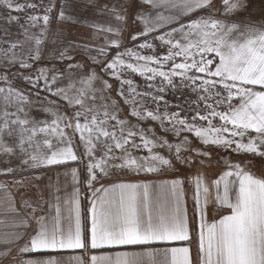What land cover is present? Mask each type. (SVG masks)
Instances as JSON below:
<instances>
[{
	"label": "snow or ice",
	"instance_id": "obj_1",
	"mask_svg": "<svg viewBox=\"0 0 264 264\" xmlns=\"http://www.w3.org/2000/svg\"><path fill=\"white\" fill-rule=\"evenodd\" d=\"M150 5L153 10L160 8L175 9L176 15L162 16L156 12H133L135 23L137 20L144 24V29L138 35L133 34L131 40L135 42L139 37H145L144 43L134 48H125L117 51L116 55L108 58V47L119 48L117 40L109 41L104 47L91 56L92 63L100 68V72L90 71L81 74L79 79H73L71 73L67 75V87L59 86V78L65 75L55 68L38 69V74L24 75L23 79L39 94V82L44 81L45 91L66 101V109H71L69 115L61 110L56 101H49V106L43 111L52 117L48 120H35L30 117L29 109L31 99L18 88L11 86L7 76H0L7 88L0 87V152L12 154L15 148L27 156L23 164L32 169L44 166L77 161L86 157L85 165L88 173L86 184L92 188L93 182L102 177L109 176V169H131L133 171L158 172L162 169L174 168L173 160L180 164H192L199 158L209 157V148L215 146L236 154H246L264 159V31L250 30L251 38L243 43L232 39V34L238 30V25L205 18L189 19L187 23L180 21L198 11L203 12L212 7V0H124L120 8H113L115 18L121 22L126 20L125 14L133 5ZM225 12L231 14L238 8H243L241 0H222ZM36 4H20L17 0H0V9L23 12L28 8L35 9ZM51 8H46L40 15H28L27 27L21 25L24 40L10 43L7 49H0L3 58L11 68L19 63L21 69H31L33 62L39 61L42 56L41 45L50 22ZM11 23H19V17L7 14ZM58 19H69L63 10ZM42 21V25L41 22ZM157 22L177 23L179 27L172 28L165 36H155L170 48L165 56L141 55L136 49H153L155 45L148 43L146 37L156 29ZM40 27L39 34L33 33L32 28ZM106 32L119 34L121 29L106 28ZM174 33H179L180 40H173ZM244 33H240L243 37ZM194 37V39H193ZM29 41H34L35 47H29L25 58H20L15 51L18 47L23 49ZM184 41L185 43H182ZM72 45H70L71 47ZM86 47V46H85ZM134 57L137 63H126L124 57ZM103 57V59H100ZM174 57H182L181 62H175ZM197 57H199L197 59ZM55 58L61 61H71L73 56L65 49L57 51ZM218 58V63L216 59ZM143 61L144 63H139ZM171 62V63H169ZM155 64L156 67L149 65ZM68 69L83 68V64L67 65ZM131 70L146 77L148 83L144 92H138L133 87L132 79H120L116 69ZM167 68V70H165ZM103 73V75H101ZM104 75H111L120 80L122 87L118 95L123 97V103L130 107L129 115L136 118L137 123L121 115V106L118 101L111 100L106 93L112 85L104 79ZM176 78H179L177 82ZM97 84L99 86H97ZM221 86L223 91L217 89ZM258 87L259 90H256ZM185 89L196 94V100L184 99ZM176 98L177 103H170L166 94ZM180 96L177 97L176 93ZM139 98V99H137ZM150 99L154 108L145 105ZM212 100L213 103H208ZM238 103L234 104L233 101ZM105 101H109L105 103ZM203 103L207 111H199ZM187 105V108L185 107ZM193 105H196L193 108ZM226 106L223 111L218 110ZM15 111H9V108ZM175 108L177 111H170ZM212 118H218L222 123L213 124ZM151 120L159 122L165 135H157L152 127H139L140 122ZM200 122H207V126ZM229 125L231 127H229ZM66 128L79 133L83 153L78 156L73 149L71 138H67ZM168 133L181 138L177 143L167 139ZM186 133L194 134L200 143L206 147L193 148L191 140ZM42 134V135H40ZM226 134V135H225ZM15 137L14 143L9 146L4 137ZM52 137L65 147L53 149ZM139 138L140 143L136 140ZM46 145L49 151H42ZM154 149H166V158ZM117 150L120 154L117 155ZM131 150H147L145 157H134ZM183 153H189L184 155ZM99 154V159H97ZM227 171L218 179L206 184L202 175L194 180L192 193L194 216H199L198 247L196 264H264V178H258L248 169L249 163L241 160L224 161ZM98 170V171H97ZM7 171H12L8 169ZM77 169H72L73 180L76 181ZM231 178V179H230ZM182 179L164 181L159 188L148 183H119L110 188L95 189L103 191L104 195L93 201L91 209V227L87 239L82 237L78 193L79 189L63 202L75 211V229L71 226L66 229L59 226V222L49 228L44 217L36 216V209H32V218L38 226L34 234L28 236L25 232L13 233L6 236L3 241L4 250L0 251V264L11 255V250L21 240H27L19 247V253H30L40 250H87L90 246L95 250L104 246H147L153 242H191L192 230L184 207V185ZM222 186V190H221ZM212 188L215 194H212ZM59 191V188L56 189ZM60 201V197H56ZM212 201L220 208H227L230 213L222 215L208 223L206 216L208 204ZM27 207H31L26 203ZM60 209L57 207V216ZM25 228L28 227L24 219L20 221ZM152 252L122 253V259L117 264H140L139 257H151ZM167 255V253H165ZM171 264H193L191 249L189 247L171 248ZM91 261H110L109 257L92 256ZM9 264H56L49 260L39 262L33 260H20L12 257ZM167 264V261L164 262Z\"/></svg>",
	"mask_w": 264,
	"mask_h": 264
},
{
	"label": "rangeland",
	"instance_id": "obj_2",
	"mask_svg": "<svg viewBox=\"0 0 264 264\" xmlns=\"http://www.w3.org/2000/svg\"><path fill=\"white\" fill-rule=\"evenodd\" d=\"M20 4H36L35 9L28 8L23 12H16L14 10H4L0 9V49H7L10 43L17 40L23 41V29L21 25L27 27V17L28 15H40L42 16L45 13L46 8H51V12L48 13L51 17L49 25L47 26V32L44 36V43L40 46L42 49V56L39 61L33 62L28 60V63L32 65L31 69H21L19 63L17 62L15 66L9 67L7 61L3 58V53L0 52V76H7L8 81L11 86L18 88L23 91L26 96H28L33 102L29 109L30 117L35 120H48L50 121L52 117L49 113L43 111L44 107L49 106V101H56L61 110L66 111L69 115L71 114V109H66V101L59 100L58 97L53 96L51 93L45 91L44 81L40 80L39 82V94L37 95V89L33 88L27 81L23 79L24 75H33L35 77L38 74V69H52L55 68L58 72H64L65 75L59 78V86L67 87L69 80L67 75L71 73L73 79H79L81 74L89 73L90 71L100 72V68L92 63L91 56L97 54V50L100 47H104L109 41L117 40L119 42V48L115 46L108 47V58L116 55V52L123 51L125 48H134L135 45L144 43L145 37H139L135 42L131 40L133 34H139L144 29V24L137 20L133 23L134 16L133 12H143L144 14L151 13V17H155L156 12H159L162 16L176 15L177 12L175 9L160 8L153 10L150 5H133L132 8L128 10V13L125 14L122 10L120 15H126V20L121 22L115 18V13L112 9L115 7L120 8V5L124 3V0H17ZM244 7L238 8L236 11L228 14L225 12V9L222 4V0H212V7L206 11H198L194 15H190L180 21V23H187L189 19L199 18L204 16L207 18L211 16L213 19L223 22L225 25H230L235 23L238 25V30L232 34V39H238L239 43H243L245 39L251 38L253 32L250 30H260L264 31V0H241ZM63 10L65 16L69 19L60 20L58 19L60 11ZM16 15L19 17V23L16 21L9 22L7 19V14ZM42 25V21L40 22ZM179 27L177 23H164L157 22L156 29L150 35L146 37L148 43L155 45L153 49H136L137 52L141 55H159L165 56L167 54L170 45H167L159 40H153L155 36H165L166 39L169 37L166 35L171 31L172 28ZM113 28L121 29L119 34L115 32H106L103 29ZM33 33L39 34L40 27L32 28L30 30ZM240 33H244L243 37H240ZM173 40H180L181 36L179 33H174L171 37ZM194 39V37H193ZM185 43L184 41H181ZM70 45H72L70 47ZM86 46V47H85ZM29 47H35L34 41H29L24 45V48H17L18 57L25 58L22 53H26ZM67 49L73 59L71 61H61L55 58V53L57 51H62ZM199 57H197L198 59ZM103 59V57H100ZM182 57H174L175 62H181ZM126 63H137L134 57L130 58L128 56L124 57ZM218 63V58L216 59ZM72 64H83V68L79 69H68L67 65ZM139 63H144L140 61ZM171 63V62H169ZM151 67H156L155 64L149 65ZM167 70V68H165ZM117 73L120 74V79H132L133 87L137 89L138 92H144L147 89L148 83H159V79L156 81H147L145 76L140 75L139 73H133L131 70L124 69L121 73V69H116ZM103 75V73H101ZM104 79L112 85L111 90H109L106 95L110 97L111 100H116L121 106V115L126 119L130 120L133 124L137 123L136 118L129 115L130 107L123 103V97L118 95V91L123 87L126 91L127 86L121 85L120 80H117L111 75H104ZM9 84H6L3 80H0V87L7 88ZM97 86H99L97 84ZM217 89L223 91L221 86H217ZM188 89H185L186 91ZM256 90H259L258 87ZM189 103L196 100V94L191 93L188 90ZM184 94V92H183ZM180 96V93L176 95ZM185 97V96H183ZM165 98L170 102L166 96ZM139 99V98H137ZM109 101H105L107 103ZM179 101L175 100V103ZM234 102V101H233ZM208 103H213L212 100H209ZM238 103V100L236 101ZM234 103V104H236ZM147 108H154L155 105L151 103L150 99L147 101ZM187 108V105L185 106ZM196 105H193L195 108ZM226 106H222L218 110L223 111ZM9 111H15L14 108H9ZM170 111H177V109L172 108ZM199 111L204 114L207 109H205L204 104L201 103L199 106ZM213 124L220 125L222 122L218 118H212ZM198 125L203 123L207 126V122L197 121ZM139 127H152L157 135L163 136L165 133L162 132L159 122H152L151 120L142 121L139 124ZM229 127H231L229 125ZM64 131L67 133V138H71L72 146L78 153V156H81L84 149L80 144L79 133H73V129L66 128ZM42 135V134H40ZM167 139L172 143H177L179 139L174 137L171 133L166 134ZM191 140V147L193 148H204L206 146L202 145L200 141L195 138L194 134L186 133ZM226 135V134H225ZM6 143L11 146L16 140L15 137H4ZM53 145L57 142V138L52 137ZM137 143H140L139 138L136 140ZM63 145L62 143H58ZM54 147V146H53ZM42 151H49L46 145H42ZM134 157H145L148 155L147 150H131ZM158 151L161 155H164L166 158H171L168 156L166 149H154ZM211 155L207 158H213L214 155L217 157L225 156L227 154H233L234 152L225 150L223 148H217L212 146L209 148ZM120 154V150H117V155ZM188 155L189 153H183ZM236 154V153H235ZM243 154V153H241ZM246 159H253V156L244 155ZM27 156L20 153L19 148H15L12 154H6L0 152V177H18L23 176L27 173L33 172L37 169H32L28 165L23 164V159H26ZM97 159H99V154H97ZM205 158V157H204ZM84 167V174L88 176L85 165L88 163L86 157L79 159ZM260 160L264 161V159ZM217 162H221V159H216ZM210 160H205L203 164H200L198 158L193 160L192 164H180L173 160L174 168L162 169L158 172H146V171H133L131 169H109L110 175L102 177L98 180L122 177V176H155V175H175L184 179V181L192 183V178L194 174L204 173L207 169L205 164L209 166L211 164ZM41 168V167H40ZM38 168V170L40 169ZM12 169V171H7ZM98 171V170H97Z\"/></svg>",
	"mask_w": 264,
	"mask_h": 264
},
{
	"label": "crops",
	"instance_id": "obj_3",
	"mask_svg": "<svg viewBox=\"0 0 264 264\" xmlns=\"http://www.w3.org/2000/svg\"><path fill=\"white\" fill-rule=\"evenodd\" d=\"M52 150H59L65 146L55 143ZM74 149V148H73ZM76 152V150L74 149ZM47 152V151H46ZM78 155V153L76 152ZM245 154H227L225 156L213 158H203V160L214 161L206 166L204 173H198L202 175L206 184H211L212 181L218 179V177L227 171L224 161L231 160L232 162H239L241 160L245 163H249L251 167L248 169L258 178H264V161L259 157L253 159H246ZM197 159V158H195ZM216 159H221V162H217ZM199 160V158H198ZM81 161H68L67 163L44 166L39 170L27 173L18 177H0V251L4 250L3 241L6 236L13 233H20L23 235L25 232L28 236L34 234V230L38 229L35 219L32 218V209H36V216L44 217L45 224L51 228L54 223L59 222L61 228L66 229L71 226L75 229L76 215L74 210H70L71 206L66 205L63 201L70 198L77 189L79 212H80V224L82 230V237L87 239L90 233L91 227V209L93 207V201L98 197L104 195L103 191L95 192V189L110 188L113 184L119 183H148L159 188L164 181H171L172 179H182L175 175H155V176H122L115 178H108L93 182L92 188H88L86 184L87 176L84 174L85 169L82 167ZM72 169H77V180H73ZM198 174H194L192 183L186 182L183 185L185 197L184 207L189 220V226L192 230V240L188 241H175V242H153L147 246L141 245H128V246H104L98 249H91L90 246L87 250L80 249H67V250H40L30 253H19V247L23 246L25 240H21L16 247L11 250V255L4 261V264H9L12 257L18 259L33 260L39 262H46L49 260L55 261L56 264H94L91 261L92 256L109 257L110 261L97 260L95 264H117L122 259L121 254L128 253H144L152 252L151 257L141 256L139 257L140 264H171L172 255L171 248L189 247L191 249V259L193 264H196V252L198 247L197 231L199 216H194L192 193L194 189V180ZM231 179V178H230ZM184 180V179H182ZM59 188L57 192L56 189ZM222 190V186H221ZM212 194H215V189L212 188ZM60 197V201L56 200V197ZM26 203L31 207L25 206ZM57 207L60 212L57 216ZM230 210L227 208H220L216 206L214 202L210 201L208 204L207 222L211 223L214 219H219L222 215H227ZM24 219L27 228L21 225L20 221ZM167 253V255H165Z\"/></svg>",
	"mask_w": 264,
	"mask_h": 264
},
{
	"label": "trees",
	"instance_id": "obj_4",
	"mask_svg": "<svg viewBox=\"0 0 264 264\" xmlns=\"http://www.w3.org/2000/svg\"><path fill=\"white\" fill-rule=\"evenodd\" d=\"M176 80H177V82L179 81V78H176ZM188 90H186V91H184V94H183V96H185L184 97V99H187L188 97ZM178 94V92L176 93V95ZM166 97L168 98V99H170V101H173L174 103H175V100H176V98L171 94V92H169V93H167L166 94ZM233 103H236V101H234ZM224 110V109H223Z\"/></svg>",
	"mask_w": 264,
	"mask_h": 264
}]
</instances>
